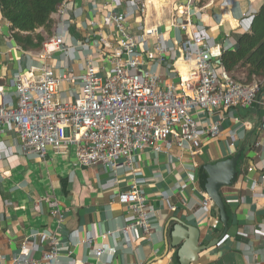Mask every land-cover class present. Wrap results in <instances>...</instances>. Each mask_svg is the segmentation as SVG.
<instances>
[{"label":"crops","instance_id":"crops-1","mask_svg":"<svg viewBox=\"0 0 264 264\" xmlns=\"http://www.w3.org/2000/svg\"><path fill=\"white\" fill-rule=\"evenodd\" d=\"M150 1L145 20L162 30L168 23L171 5L159 7L161 4ZM262 2L196 0L192 29L210 43L234 49L240 34L249 30V16ZM65 6L66 50L44 57L40 56L42 47L23 50L13 41L10 23L0 12V86L9 102L16 100L15 89L9 85L14 73L40 65L50 67L56 74L75 77L74 82L61 84L57 96L74 100L80 93L78 77L86 64V53L101 72L110 67L108 57L116 34L112 25L105 22L107 14L126 12L133 27L142 21L140 13L131 12L124 2L115 0H65ZM51 18L54 24L50 35L39 29L45 39L54 33L55 12ZM99 34L106 39L104 44L97 41ZM166 36L167 45L175 47L181 33L171 29ZM157 66L165 82H176V77L167 75L173 67L172 58L167 56ZM255 81L259 82L260 91L251 106L220 109L211 114L193 112L201 121L221 119L219 134L203 135L196 153L168 141L161 144L159 152L152 147L138 152L131 169L120 167L114 173L102 164L79 165L72 146L62 152L48 148L44 159L23 154L16 132L5 127L0 133L1 263H11V257L20 253L24 239L30 249L35 240L31 234L46 231L55 234L57 245L63 247L57 264H182L179 251L183 241L171 243L175 228L182 224L196 230L197 245L202 248L189 264H264V77ZM239 150L235 179L220 189L227 218L225 230L214 203L201 205L205 192L203 169ZM135 180L145 194L146 205L154 210L150 218L154 227L149 234L137 228L134 236L128 233L127 240L120 227L131 214L117 195ZM159 192H165L167 197L157 196ZM54 201L63 213L62 222L50 214ZM87 231L114 235L95 237L87 245L83 242ZM101 245L105 251L96 256L94 250ZM50 248L48 242L39 243L37 250L26 249L24 255L40 259Z\"/></svg>","mask_w":264,"mask_h":264},{"label":"built area","instance_id":"built-area-1","mask_svg":"<svg viewBox=\"0 0 264 264\" xmlns=\"http://www.w3.org/2000/svg\"><path fill=\"white\" fill-rule=\"evenodd\" d=\"M115 1L124 2L131 12L140 13L142 21L133 27L127 21L126 12L107 14L105 22L112 25L116 34L108 57L110 67L101 72L86 53V64L78 77L80 93L74 100L57 96L61 84L74 82L75 77L56 74L45 65L14 73L9 83L15 89L14 103L2 95L0 86V133L5 127L15 131L23 154L44 159L48 148L62 152L72 146L79 165L102 164L114 173L120 167L131 169L138 152L148 147L159 152L161 144L168 141L196 153L203 135L219 134L221 119L201 121L193 112L211 114L220 109L247 108L255 101L260 91L259 82L245 84L234 80L220 61L227 47L210 43L193 31L196 0H166L161 4L159 7L169 4L172 8L162 30L145 20L148 0ZM55 14V30L43 41L41 57L66 50L65 0ZM252 18L253 15L249 16L250 21ZM171 29L181 33L175 47L167 45L166 35ZM97 41L104 44L106 39L99 34ZM167 56L173 59V67L167 75L176 77V82H165L156 70ZM261 180L264 181V165ZM202 195L203 207L213 204L206 192ZM157 196L167 197L165 192ZM117 198L131 214L120 227L126 239H129L128 233L134 236L137 228L149 234L154 227L150 223L154 210L146 205L138 182H132ZM53 204L50 214L62 222L63 213L55 201ZM108 234L114 235L113 232L87 231L83 242L90 245L95 237L104 238ZM31 237L35 240L30 249L24 239L20 253L11 257L10 264H57L58 252L63 247L57 245L55 234L41 231ZM44 242L50 243L51 248L42 253L40 259L24 255L26 249L35 251L39 243ZM104 251L105 246L101 245L94 254L101 256ZM2 260L4 256L0 254V264Z\"/></svg>","mask_w":264,"mask_h":264},{"label":"trees","instance_id":"trees-1","mask_svg":"<svg viewBox=\"0 0 264 264\" xmlns=\"http://www.w3.org/2000/svg\"><path fill=\"white\" fill-rule=\"evenodd\" d=\"M63 0H0V12L9 21L11 38L23 50L42 47ZM221 64L236 81L250 83L264 77V0L254 13L249 30L240 34L236 47L222 51Z\"/></svg>","mask_w":264,"mask_h":264},{"label":"water","instance_id":"water-1","mask_svg":"<svg viewBox=\"0 0 264 264\" xmlns=\"http://www.w3.org/2000/svg\"><path fill=\"white\" fill-rule=\"evenodd\" d=\"M240 153L241 150L230 158L217 161L214 164H207L203 169L204 190L217 207L220 219L225 225V230L227 218L220 189L223 186L230 185L234 181L236 176L235 166L240 157ZM174 231L171 243L177 245L179 241H183L179 251L180 258L182 264H189L196 259L197 253L202 249L197 245L198 234L196 230H189V227L182 224H180V228H175Z\"/></svg>","mask_w":264,"mask_h":264},{"label":"bare ground","instance_id":"bare-ground-1","mask_svg":"<svg viewBox=\"0 0 264 264\" xmlns=\"http://www.w3.org/2000/svg\"><path fill=\"white\" fill-rule=\"evenodd\" d=\"M150 0L147 1V4L149 3ZM155 5L163 4L166 3V0H151ZM150 1V2H151Z\"/></svg>","mask_w":264,"mask_h":264}]
</instances>
